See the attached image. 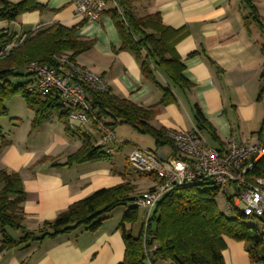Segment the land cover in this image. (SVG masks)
I'll use <instances>...</instances> for the list:
<instances>
[{
  "label": "crops",
  "instance_id": "1",
  "mask_svg": "<svg viewBox=\"0 0 264 264\" xmlns=\"http://www.w3.org/2000/svg\"><path fill=\"white\" fill-rule=\"evenodd\" d=\"M36 1L43 5L41 9L24 12L15 21L3 22L4 31H33L54 23L71 27L82 22L75 16L74 0ZM254 3L264 23V0ZM133 6L140 16L159 12L165 25L187 27L189 34L177 44L176 50L186 66L185 76L194 84L191 90L173 86L157 71L159 81L170 85L177 99L176 103L158 104L161 91L144 78L140 63L131 51L119 50L118 30L105 12L96 20L83 21L78 29L81 37L94 38L95 44L80 54L76 62L103 75L113 93L143 106H156L158 112L152 120L156 127L197 128L194 106L198 104L221 141L226 142L231 136L242 142L259 139L258 132L264 125V29L251 21L249 28L246 27L244 18L250 10L243 0H134ZM111 7L113 3L108 2L107 9ZM79 129L90 133L98 142L99 131L92 123ZM52 132L49 127L50 142L40 155L9 139L11 143L0 156V169L18 172L22 177L26 191L24 226L30 231H37L44 221L55 219L70 204L96 190L125 180L139 184L117 170L115 154L106 162L54 165L64 163L81 146L82 140L78 135L64 138ZM119 140L126 142L123 138ZM119 140L114 145L121 151ZM130 151L125 157L128 162ZM45 156L48 160L36 163ZM147 178L152 187L155 177ZM114 228L103 226L95 232L78 228L57 237H46L28 248H6L0 250V264L23 261L25 264H118L124 260L125 242L121 230ZM5 230L16 240L23 236L21 230L17 235ZM227 245L223 252L225 264H253L243 242L227 239Z\"/></svg>",
  "mask_w": 264,
  "mask_h": 264
},
{
  "label": "trees",
  "instance_id": "2",
  "mask_svg": "<svg viewBox=\"0 0 264 264\" xmlns=\"http://www.w3.org/2000/svg\"><path fill=\"white\" fill-rule=\"evenodd\" d=\"M133 2L134 0H117L118 7L106 8L103 13L111 16L118 30L121 42L119 50L131 51L140 63L144 78L161 91L158 104L176 103L177 99L170 85H163L159 81L157 71L162 72L170 84L179 89L193 88L194 84L184 74L186 66L176 50L177 44L189 34V30L185 26L172 28L165 25L159 12L140 16L134 10ZM243 2L250 10L249 15L244 18L246 27L249 28L251 21L264 29L254 0ZM42 7L36 0H0V20L12 22L22 13ZM82 23L83 21L71 27L54 23L30 31V37L23 44L14 48L9 56L0 59V119L8 114L5 100L19 94L24 97L27 107L34 111L32 130L42 126L52 112L57 110L67 135H78L81 138V146L69 154L64 163L54 164L57 166L112 158V154L107 153L101 144L98 145L90 133L72 128L70 110L63 106L57 95L44 96L26 88L29 74L23 67L27 62L37 60L55 65L54 55L61 53L67 54L76 62L80 54L93 48L94 38H83L78 34ZM10 39L7 33L0 34V44ZM20 78L24 80L17 82ZM88 100L97 117L106 125L116 128L119 124H128L139 133L152 136L155 141L154 149L168 146L176 153L174 141L169 136L170 130L163 126L156 127L152 123L158 112L156 106L137 104L113 93L110 87L107 91L90 90ZM194 119L197 129L207 134L218 145L217 148L226 147V142L221 141L198 104L194 106ZM91 123L97 128L95 121ZM263 137L264 125L258 132V138ZM0 140L1 156L11 143L4 135L1 125ZM45 160L48 157H42L37 162ZM254 174L264 175V159L256 164ZM137 175L156 178L152 173L139 170ZM136 189L137 185L129 180L101 188L70 204L55 219L44 221L37 231H30L24 226L23 203L26 191L22 177L18 172L0 169V250L28 248L36 241L57 237L78 228L95 232L114 208L133 202L134 205L129 207L119 225L125 242V254L124 260L118 264H225L223 252L228 246L227 239L244 241L253 261L264 252V232L248 224V220L255 218L244 215L234 206L229 208L234 212L233 216L224 213L217 204L221 190L211 179H200L168 191L155 205L147 225L143 220L138 235H133L125 223L134 224L139 219V207L135 204L138 196L135 195ZM225 198L227 204L233 201L232 196L225 195ZM7 227L21 230L23 236L17 240L12 238L5 230ZM154 245L157 247L146 252L147 248Z\"/></svg>",
  "mask_w": 264,
  "mask_h": 264
},
{
  "label": "built area",
  "instance_id": "3",
  "mask_svg": "<svg viewBox=\"0 0 264 264\" xmlns=\"http://www.w3.org/2000/svg\"><path fill=\"white\" fill-rule=\"evenodd\" d=\"M108 2L118 7L117 0H74L75 15L81 21L96 20L107 8ZM3 22L5 20H0V34L7 33L11 39L0 44V59L9 56L35 31H4ZM54 58L55 65L37 60L25 64L23 70L29 74L26 88L44 96L57 95L63 106L70 110L73 129L95 121L99 131L98 143L107 153L114 154L117 151L114 144L119 140L117 132L97 117L88 100L90 90L109 89L106 79L100 73L71 60L65 53L55 54ZM169 136L174 141L176 153L171 148L134 146L128 155L129 162L137 170L156 176L154 185L142 191L135 200L138 207L146 210V225L155 205L168 191L200 179H211L222 193L233 197L228 207L234 206L244 215L258 219L264 232V175L254 174L256 164L264 159V137L242 142L231 136L226 141V147L220 149L209 144L197 128L170 130ZM146 239L145 234V242ZM156 247H149L146 252ZM253 264H264V252Z\"/></svg>",
  "mask_w": 264,
  "mask_h": 264
},
{
  "label": "rangeland",
  "instance_id": "4",
  "mask_svg": "<svg viewBox=\"0 0 264 264\" xmlns=\"http://www.w3.org/2000/svg\"><path fill=\"white\" fill-rule=\"evenodd\" d=\"M23 80L24 78H20L19 80H17V82ZM5 105L8 108V114L1 117L0 125L2 126V130L6 138L15 139L16 143L20 147L29 148L37 155L42 154L44 152V147H47L50 142L49 138H47L49 127L51 128V132L53 131L52 133L57 134L58 137L63 135L64 138H67L68 135L65 132L63 122L59 119V112L57 110L52 112L49 119L43 123L44 127L40 126L39 128L34 129V131H31V119H33L34 117V112L27 107L24 97L18 94L10 99H6ZM115 130L117 131L119 138H123L124 140H126V142L119 143V145L122 144L121 146H123L122 150L120 151V149L118 148V150L114 153V159L116 160L117 164L116 168L121 173H125L129 177L138 181L139 184L137 185L135 195H139L142 191L150 187L151 181L147 177H139L137 175V169L130 162H128L125 157L126 154L130 151V148L134 145H140L147 148H155L154 138L148 134L139 133L128 124H119L116 126ZM206 137L209 140V144L213 146L215 144L214 141H212V139L208 135H206ZM97 138L99 140L98 136ZM96 143L100 145L98 142ZM164 149L169 150V147L165 146ZM72 151L73 150H70V152ZM104 161L106 162L109 160ZM42 162L43 161L37 163ZM217 204L219 208L227 215H234V212L231 211L228 207L224 193L221 192L217 197ZM132 205H134V203L130 202L127 205H120L114 208L111 212L108 213L107 218L103 221L101 227L114 226L115 228H119V225L123 221L126 211ZM145 211L146 210L141 207L138 208L139 219L136 223L131 224L125 221L127 229L131 230L133 235H138L141 223L144 220ZM248 224L255 226L259 230H262V224L258 219L248 220ZM100 228H98V230ZM7 229L13 235H17L18 230L10 227H7ZM240 242H243L246 248L245 242Z\"/></svg>",
  "mask_w": 264,
  "mask_h": 264
},
{
  "label": "bare ground",
  "instance_id": "5",
  "mask_svg": "<svg viewBox=\"0 0 264 264\" xmlns=\"http://www.w3.org/2000/svg\"><path fill=\"white\" fill-rule=\"evenodd\" d=\"M76 16V15H75ZM159 149V148H158Z\"/></svg>",
  "mask_w": 264,
  "mask_h": 264
}]
</instances>
